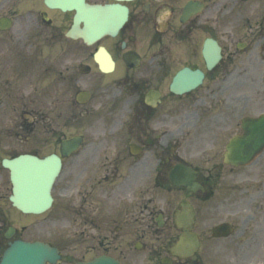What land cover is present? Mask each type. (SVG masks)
<instances>
[{
	"label": "flooded vegetation",
	"instance_id": "1",
	"mask_svg": "<svg viewBox=\"0 0 264 264\" xmlns=\"http://www.w3.org/2000/svg\"><path fill=\"white\" fill-rule=\"evenodd\" d=\"M86 1L120 4L127 19L91 40L73 37L72 10L0 0V109L16 113L0 119V156L62 157V144L80 141L63 159L62 195L65 214L81 223L71 237L81 239L82 261L200 264L201 248L221 240L209 228L225 201L228 264H264V150L247 166L223 161L244 118L264 115V0ZM200 130L206 147L192 155ZM180 163L195 167L202 190L174 187ZM185 199L200 241L190 259L170 252ZM19 238L0 190V260ZM67 251L74 262L78 247Z\"/></svg>",
	"mask_w": 264,
	"mask_h": 264
},
{
	"label": "water",
	"instance_id": "2",
	"mask_svg": "<svg viewBox=\"0 0 264 264\" xmlns=\"http://www.w3.org/2000/svg\"><path fill=\"white\" fill-rule=\"evenodd\" d=\"M51 4L60 8H69L77 11V23L84 15L87 17V24L90 27V37L98 38L103 33H108L119 29L126 20V10L118 6H88L85 0H48ZM111 30V31H110ZM257 129L264 127V122H257ZM254 134H250L245 139H240L237 143L238 151L241 147L249 146L248 157L233 158L237 163L249 161L252 156L260 151L264 145V140H257ZM260 134V132H258ZM264 135V133H263ZM236 150V149H235ZM228 161V154H227ZM231 161V160H230ZM4 167L10 170L11 181L13 183L12 197L13 205L24 213H43L51 207L52 185L59 175L60 159L52 156L40 160L32 156H20L14 160H4ZM192 215L190 216L191 219ZM184 224H189L187 218L183 217ZM182 244L186 251L191 245V238L185 234L182 237ZM60 259L59 252L55 248L43 243H18L5 256L3 264H46L56 263ZM91 264H115L110 259H100Z\"/></svg>",
	"mask_w": 264,
	"mask_h": 264
},
{
	"label": "rangeland",
	"instance_id": "3",
	"mask_svg": "<svg viewBox=\"0 0 264 264\" xmlns=\"http://www.w3.org/2000/svg\"><path fill=\"white\" fill-rule=\"evenodd\" d=\"M3 109V108H2ZM0 109V119L4 118L6 120L11 121L12 119L16 118V113L13 110H2ZM3 122V121H2ZM2 123H0L1 125ZM209 124L213 125L215 124V122H209ZM222 122H219L218 125H221ZM207 129H209V127H207ZM202 130V129H201ZM200 132L194 137L192 143H190V147L186 148V151H190L192 153V155L194 153L198 154V151L203 150L206 147V139L202 136V132ZM192 160L195 164H200L201 166H206L207 165V160L204 159V157H193ZM226 182V180H225ZM7 189V191L5 192V194H9L10 193V180H9V174L7 172H4L1 176H0V190L2 192H4ZM224 193V191H223ZM56 194V193H55ZM173 197V196H172ZM174 198V197H173ZM220 198H223V196H221ZM176 199V198H174ZM219 199V198H218ZM224 205V203H223ZM64 204L60 201L57 200L56 206L54 207V209L47 213L46 215H43L40 218V226L41 228L38 229V227L34 226L35 223V219L36 217H23L22 221L25 225H28V229L27 232L25 233L26 238L28 239H35V238H43L44 237V233L46 231H48L49 227H56L55 229V235L52 239V241L59 245V246H66L67 243V236L64 234V228H68V225L63 222V221H58L56 223H51L52 219L54 217H57L60 210L63 208ZM225 212V206L222 207L221 213L217 216L219 219H225L224 214ZM11 215L13 218H20V216L16 215L14 212H11ZM56 224V225H55ZM207 229V228H206ZM71 230H76V228L72 225ZM54 231V230H53ZM52 231V232H53ZM48 238V237H47ZM226 244L225 243H217L216 247L213 251H210L209 253L205 254L204 252L202 253V257L204 258V261L206 262V264H228V253H225L221 248L225 247ZM77 258H81V254L76 256ZM63 264V263H62Z\"/></svg>",
	"mask_w": 264,
	"mask_h": 264
}]
</instances>
